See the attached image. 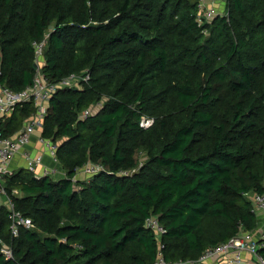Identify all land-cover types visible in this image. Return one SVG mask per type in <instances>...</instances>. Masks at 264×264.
<instances>
[{
  "label": "trees",
  "instance_id": "16d2710c",
  "mask_svg": "<svg viewBox=\"0 0 264 264\" xmlns=\"http://www.w3.org/2000/svg\"><path fill=\"white\" fill-rule=\"evenodd\" d=\"M199 1L0 0L3 86L34 84L33 44L45 39L44 78L89 77L53 95L41 129L66 177L0 174V193L34 225L14 236L0 206V264L198 261L264 230L253 210L264 194V0H225L201 24ZM34 111L29 101L1 119L4 136ZM91 164L105 170L76 179Z\"/></svg>",
  "mask_w": 264,
  "mask_h": 264
},
{
  "label": "built area",
  "instance_id": "2783aa9c",
  "mask_svg": "<svg viewBox=\"0 0 264 264\" xmlns=\"http://www.w3.org/2000/svg\"><path fill=\"white\" fill-rule=\"evenodd\" d=\"M199 14L198 22L201 24L205 20H212L215 15L218 14L216 7H211L207 4L206 0H200L198 3ZM46 39L41 43H34L35 47V63L37 65V74L34 78V84L28 87L23 92H15L12 89L3 86L0 83V120L9 118L12 116L13 111L17 106L28 103L29 101L34 103L35 111L24 122L22 128L17 131L12 137H5L4 133L0 130V166H7L16 155L20 152V148L28 147L33 138L36 136L40 144L46 148L50 156L56 163L57 160V146L48 138H43L41 135V129L47 115L48 108L50 106L53 95L62 88H79L82 80L88 81L87 74L81 76L71 75L62 79L60 83L49 82L41 73V68L44 66L43 56L46 48ZM101 106V103L98 104ZM90 110H86L82 114V118H86L91 115ZM153 124L151 119H142L141 126L148 129ZM24 158L27 162L29 170L35 171L39 165H42L43 157H33L28 151L24 152ZM86 171L94 176L105 170L102 164L89 165L85 167ZM55 173L57 170L47 171V173ZM1 180V176H0ZM9 201V200H8ZM12 224L10 230L14 236H18L20 227H26L31 229L34 225L31 219L23 217L20 212L16 211L12 202L9 201ZM260 218L264 219V194H258L254 197V209ZM262 226V225H260ZM146 227L149 230L156 231L159 237H162L166 230L159 223L155 216H151L146 221ZM264 237L263 228L258 232L246 233L243 232L236 238L231 239L227 243L220 244L219 247L208 249L204 252V255L198 261L177 262L170 264H255L252 262V258L257 263L264 264V260L258 255L260 244H258L257 235ZM1 242V239H0ZM5 256L8 259L13 258V252L10 248H3ZM245 254L251 256V261L245 260ZM153 264H169L166 263L163 257L160 255L157 261Z\"/></svg>",
  "mask_w": 264,
  "mask_h": 264
},
{
  "label": "crops",
  "instance_id": "0c3cea01",
  "mask_svg": "<svg viewBox=\"0 0 264 264\" xmlns=\"http://www.w3.org/2000/svg\"><path fill=\"white\" fill-rule=\"evenodd\" d=\"M208 1L211 2V0ZM214 1L216 2V4L220 3L219 0H214ZM20 149H21L20 152L16 155L13 161H11L7 166H0V174H5V173L11 174L14 171H18L20 169H29L27 166V162L24 158V152L28 151L29 153H31L33 157H37V156L43 157L42 165H39L34 171L38 177L50 175L55 180L64 179L66 177L65 169H63L61 165H59L54 161V159L50 156L46 148H44V146L40 144L36 136L33 138L32 143L28 147H23ZM51 170L52 171L57 170V172L47 173V171L49 172ZM91 176L92 175H90L84 167L78 171L76 179H79L81 181L82 180L87 181ZM0 196H1L0 206L7 204L8 207L10 208L9 201L6 198V196L3 193H0ZM245 260L251 261V256L249 254H245ZM252 262H254L255 264L257 263L254 258H252Z\"/></svg>",
  "mask_w": 264,
  "mask_h": 264
},
{
  "label": "rangeland",
  "instance_id": "374dc122",
  "mask_svg": "<svg viewBox=\"0 0 264 264\" xmlns=\"http://www.w3.org/2000/svg\"><path fill=\"white\" fill-rule=\"evenodd\" d=\"M220 1V3L218 4H216V2L213 0V2H212V0H211V2H209L208 0H206V2H207V4L209 5V6H211V7H216L217 8V11H219L220 13L221 12H224V9H225V0H219ZM0 198H1V196H0ZM5 205H7V204H5Z\"/></svg>",
  "mask_w": 264,
  "mask_h": 264
},
{
  "label": "water",
  "instance_id": "95a60500",
  "mask_svg": "<svg viewBox=\"0 0 264 264\" xmlns=\"http://www.w3.org/2000/svg\"><path fill=\"white\" fill-rule=\"evenodd\" d=\"M35 68L37 69V65H35Z\"/></svg>",
  "mask_w": 264,
  "mask_h": 264
}]
</instances>
